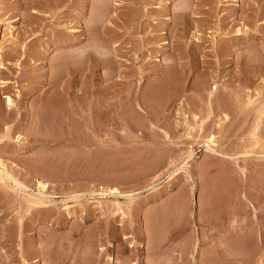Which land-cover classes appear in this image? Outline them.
<instances>
[{
  "label": "rangeland",
  "instance_id": "rangeland-1",
  "mask_svg": "<svg viewBox=\"0 0 264 264\" xmlns=\"http://www.w3.org/2000/svg\"><path fill=\"white\" fill-rule=\"evenodd\" d=\"M0 264H264V0H0Z\"/></svg>",
  "mask_w": 264,
  "mask_h": 264
},
{
  "label": "bare ground",
  "instance_id": "bare-ground-1",
  "mask_svg": "<svg viewBox=\"0 0 264 264\" xmlns=\"http://www.w3.org/2000/svg\"><path fill=\"white\" fill-rule=\"evenodd\" d=\"M6 98H7V105L10 106V105H11L10 99H9V97H6ZM137 105H138V104H137ZM137 107H138L139 109H141V106H140V105H138ZM138 108H137V109H138ZM139 109H138V110H139ZM207 147L209 148V146H207ZM208 150H210V151L212 150V152H215V153H216V156H219V153L216 152L215 150L210 149V148H209ZM217 153H218V154H217ZM214 155H215V154H214Z\"/></svg>",
  "mask_w": 264,
  "mask_h": 264
}]
</instances>
